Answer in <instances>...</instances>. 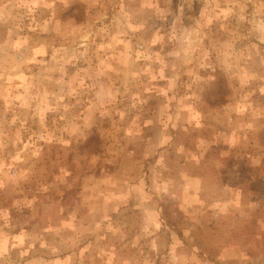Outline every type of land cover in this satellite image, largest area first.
Listing matches in <instances>:
<instances>
[{"label":"rangeland","instance_id":"rangeland-1","mask_svg":"<svg viewBox=\"0 0 264 264\" xmlns=\"http://www.w3.org/2000/svg\"><path fill=\"white\" fill-rule=\"evenodd\" d=\"M0 264H264V0H0Z\"/></svg>","mask_w":264,"mask_h":264}]
</instances>
